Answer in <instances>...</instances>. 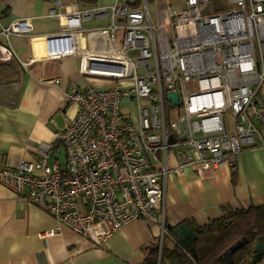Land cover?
Listing matches in <instances>:
<instances>
[{"label": "built area", "instance_id": "1", "mask_svg": "<svg viewBox=\"0 0 264 264\" xmlns=\"http://www.w3.org/2000/svg\"><path fill=\"white\" fill-rule=\"evenodd\" d=\"M148 1L80 10L54 0L49 16L60 32L34 37L27 19L1 29L6 42L29 37L24 69L77 57L81 77L115 85L66 88L64 105L76 112L54 143L65 163L49 164L40 153L36 163L0 168V185L94 245L149 220L159 227L160 259L165 239L182 248L164 223L169 154L176 171L189 167L203 177L224 166L234 172L243 151L264 150V0H227L223 9L213 0H182L177 8L152 0L155 19ZM102 19L106 27L83 30L84 22ZM84 35L103 38L108 50H82Z\"/></svg>", "mask_w": 264, "mask_h": 264}, {"label": "crops", "instance_id": "2", "mask_svg": "<svg viewBox=\"0 0 264 264\" xmlns=\"http://www.w3.org/2000/svg\"><path fill=\"white\" fill-rule=\"evenodd\" d=\"M59 1L80 10L109 7L115 2L96 0L91 5L80 0ZM220 3H215L218 9L227 7ZM52 5L50 0L2 1L0 31L27 19L34 37L56 34L60 28L49 16ZM108 24L109 19L89 20L82 28L94 30ZM81 48L100 52L107 51L108 45L103 38L84 35ZM30 55L29 37L13 36L9 42L0 37V64L13 62L19 73L11 84L0 85V168H16L21 162L36 163L40 153H48L49 164L63 165L65 152L62 147H54L55 133L63 128L66 118L74 117L76 110L65 107L62 93L68 87L82 90L91 84L92 78L80 76L77 57L38 61L22 68L20 63ZM3 77L6 72L0 71V78ZM56 81L58 85L54 84ZM159 159L162 161L161 155ZM167 164L171 172L166 181L164 223L170 234L181 224L203 228L229 213L264 205L263 149L243 151L234 172L224 166L203 177L189 167L176 171L173 154L167 157ZM50 231H54L53 237H40ZM158 234L159 227L151 221H134L100 245H94L58 225L50 213L0 185V264H143L155 247ZM164 247L172 249L174 244L165 239Z\"/></svg>", "mask_w": 264, "mask_h": 264}, {"label": "trees", "instance_id": "3", "mask_svg": "<svg viewBox=\"0 0 264 264\" xmlns=\"http://www.w3.org/2000/svg\"><path fill=\"white\" fill-rule=\"evenodd\" d=\"M80 1L91 5L96 2ZM16 65L13 62L0 64V71L6 72V76L10 73L8 77H17ZM191 230L195 241L190 248L182 249L177 245L172 249L163 247L160 259L157 249L153 248L143 264H221L219 257L238 241H243V244L232 256L231 264H249L256 242L264 239V205L229 213L203 228L191 227ZM171 236L176 238L172 231Z\"/></svg>", "mask_w": 264, "mask_h": 264}, {"label": "water", "instance_id": "4", "mask_svg": "<svg viewBox=\"0 0 264 264\" xmlns=\"http://www.w3.org/2000/svg\"><path fill=\"white\" fill-rule=\"evenodd\" d=\"M7 1V0H0ZM168 101L173 104L177 103V96L169 93L167 95ZM170 229V227H168ZM173 234L177 238V243L185 249L192 246L195 241V235L188 224H181L178 227L172 229ZM243 241H238L234 245L230 246L220 257L221 264H231L232 256L242 247ZM264 260V239L261 238L256 242L252 251V257L249 260V264H261Z\"/></svg>", "mask_w": 264, "mask_h": 264}, {"label": "rangeland", "instance_id": "5", "mask_svg": "<svg viewBox=\"0 0 264 264\" xmlns=\"http://www.w3.org/2000/svg\"><path fill=\"white\" fill-rule=\"evenodd\" d=\"M164 2H166L172 8L180 7L183 4L182 0H164ZM164 2H162L160 5H163ZM213 2L217 3V2H219V0H213ZM220 2H221L220 3L221 7L224 5L228 6L227 0H220ZM148 8H149L151 16L153 17V19H155V4H154V2H152V0L148 1ZM15 78H16V80L18 79L17 77H15ZM15 78L6 76L3 78H0V82L2 84H6V85L11 84L15 80ZM90 82H91L90 86H97V87H104V88L113 87L115 85V82H113V81H105V80H99V79H90ZM187 88L189 91L196 90L195 83L189 84ZM122 112L127 113V112H129V109L128 108H122ZM61 161L62 162L64 161V156L62 157Z\"/></svg>", "mask_w": 264, "mask_h": 264}]
</instances>
